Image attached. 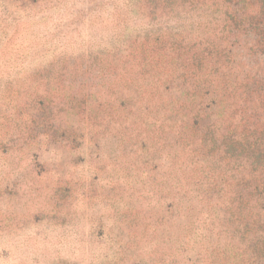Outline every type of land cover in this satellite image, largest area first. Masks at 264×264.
Masks as SVG:
<instances>
[{
    "label": "rangeland",
    "instance_id": "obj_1",
    "mask_svg": "<svg viewBox=\"0 0 264 264\" xmlns=\"http://www.w3.org/2000/svg\"><path fill=\"white\" fill-rule=\"evenodd\" d=\"M124 3L0 0V264H218L264 206L220 152L264 145V33Z\"/></svg>",
    "mask_w": 264,
    "mask_h": 264
},
{
    "label": "trees",
    "instance_id": "obj_2",
    "mask_svg": "<svg viewBox=\"0 0 264 264\" xmlns=\"http://www.w3.org/2000/svg\"><path fill=\"white\" fill-rule=\"evenodd\" d=\"M124 4L126 12L123 13L127 16L140 15L141 11H144V16H147V11L150 15H154L160 5L165 6L163 10L168 11L169 14H175L177 20L183 13L192 14V19L198 16L197 24H202L205 18L210 17L218 25H229L226 26L227 28L233 26V29L236 27L242 30L248 29L250 33H264V0H125ZM209 4L212 7L217 6V12L209 10ZM255 6L259 8V13H246ZM211 11L219 17L214 20L213 15H209ZM192 19L188 20L191 22ZM126 30H130L128 22ZM220 152L229 160L239 153L250 161L264 156V145L254 144L248 147L247 142L245 144L243 140L227 139L225 150ZM227 207L224 209V214L230 215L229 220L233 226L228 227L226 232V234L231 233L230 239L225 238L219 242L220 252L217 249L212 251L213 256L217 254L215 262L264 264V206L259 211L255 208H244L239 211L232 206ZM209 261L214 263L212 260Z\"/></svg>",
    "mask_w": 264,
    "mask_h": 264
}]
</instances>
